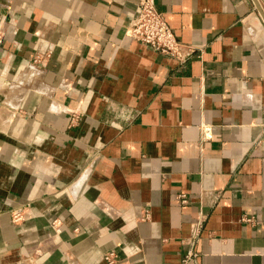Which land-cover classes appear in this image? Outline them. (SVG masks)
Instances as JSON below:
<instances>
[{
    "label": "crops",
    "instance_id": "crops-1",
    "mask_svg": "<svg viewBox=\"0 0 264 264\" xmlns=\"http://www.w3.org/2000/svg\"><path fill=\"white\" fill-rule=\"evenodd\" d=\"M153 1L185 61L139 0H0V264H264L262 15Z\"/></svg>",
    "mask_w": 264,
    "mask_h": 264
},
{
    "label": "built area",
    "instance_id": "built-area-1",
    "mask_svg": "<svg viewBox=\"0 0 264 264\" xmlns=\"http://www.w3.org/2000/svg\"><path fill=\"white\" fill-rule=\"evenodd\" d=\"M127 33L154 50L171 55L180 61H185L189 51H193L192 47H185L178 41L162 13L156 8L153 0H139L136 6L135 16L130 23ZM185 48L188 50L187 54L184 51ZM40 59L38 57L35 62L41 63ZM207 131V126H203V134H206ZM183 200L185 201V199ZM20 219V214L16 213L14 215V221L16 222ZM202 221L203 217L198 222L196 230L202 226ZM195 244L196 241L194 239L189 242L190 248L185 255V263L197 255ZM104 258L109 264H114L117 261V257L113 252L107 253Z\"/></svg>",
    "mask_w": 264,
    "mask_h": 264
},
{
    "label": "water",
    "instance_id": "water-1",
    "mask_svg": "<svg viewBox=\"0 0 264 264\" xmlns=\"http://www.w3.org/2000/svg\"><path fill=\"white\" fill-rule=\"evenodd\" d=\"M254 1H255L256 6H257V8L259 9V11H260V13H261V15H262V18H263V20H264V11H263V9H262V7H261V4H260L259 0H254Z\"/></svg>",
    "mask_w": 264,
    "mask_h": 264
}]
</instances>
